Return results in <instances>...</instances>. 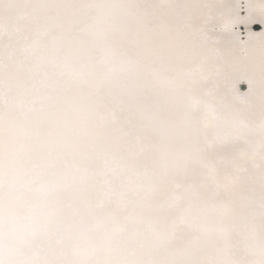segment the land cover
Here are the masks:
<instances>
[{
    "label": "snow or ice",
    "instance_id": "6c2138e0",
    "mask_svg": "<svg viewBox=\"0 0 264 264\" xmlns=\"http://www.w3.org/2000/svg\"><path fill=\"white\" fill-rule=\"evenodd\" d=\"M0 264H264V0H0Z\"/></svg>",
    "mask_w": 264,
    "mask_h": 264
},
{
    "label": "water",
    "instance_id": "95a60500",
    "mask_svg": "<svg viewBox=\"0 0 264 264\" xmlns=\"http://www.w3.org/2000/svg\"><path fill=\"white\" fill-rule=\"evenodd\" d=\"M253 28H254V31H257V32L262 30L260 26H253ZM241 91H246V85L244 83L241 84Z\"/></svg>",
    "mask_w": 264,
    "mask_h": 264
},
{
    "label": "bare ground",
    "instance_id": "6f19581e",
    "mask_svg": "<svg viewBox=\"0 0 264 264\" xmlns=\"http://www.w3.org/2000/svg\"><path fill=\"white\" fill-rule=\"evenodd\" d=\"M253 31H254V28H253ZM245 85H246V91H247V84L246 83H244ZM239 87H240V90H241V85H239ZM246 91H243V92H246Z\"/></svg>",
    "mask_w": 264,
    "mask_h": 264
}]
</instances>
